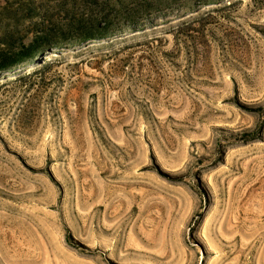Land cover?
<instances>
[{
  "label": "rangeland",
  "instance_id": "obj_1",
  "mask_svg": "<svg viewBox=\"0 0 264 264\" xmlns=\"http://www.w3.org/2000/svg\"><path fill=\"white\" fill-rule=\"evenodd\" d=\"M140 3L0 15L32 37ZM148 3L0 74V264H264V0Z\"/></svg>",
  "mask_w": 264,
  "mask_h": 264
},
{
  "label": "trees",
  "instance_id": "obj_2",
  "mask_svg": "<svg viewBox=\"0 0 264 264\" xmlns=\"http://www.w3.org/2000/svg\"><path fill=\"white\" fill-rule=\"evenodd\" d=\"M137 8L117 9L110 15L88 16L71 19L61 23H52L38 28L34 36L22 37V22L15 20L5 6L0 19V74H8L20 66L33 64L41 55L52 49H60L81 42H94L128 31H136L146 26L144 20L148 0H141ZM17 10L22 21L32 16L21 5ZM146 12H145V11ZM150 14V13H148Z\"/></svg>",
  "mask_w": 264,
  "mask_h": 264
},
{
  "label": "bare ground",
  "instance_id": "obj_3",
  "mask_svg": "<svg viewBox=\"0 0 264 264\" xmlns=\"http://www.w3.org/2000/svg\"><path fill=\"white\" fill-rule=\"evenodd\" d=\"M53 57H54L53 55H52L51 57H50V55H49V56L46 57V60L51 59V58H53Z\"/></svg>",
  "mask_w": 264,
  "mask_h": 264
}]
</instances>
